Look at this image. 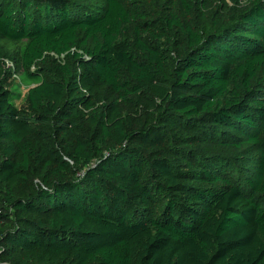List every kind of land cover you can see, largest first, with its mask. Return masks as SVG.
I'll use <instances>...</instances> for the list:
<instances>
[{
	"label": "trees",
	"instance_id": "1",
	"mask_svg": "<svg viewBox=\"0 0 264 264\" xmlns=\"http://www.w3.org/2000/svg\"><path fill=\"white\" fill-rule=\"evenodd\" d=\"M101 1L0 0L42 78L18 109L0 50V264H264V2L201 28ZM182 128L249 146V175Z\"/></svg>",
	"mask_w": 264,
	"mask_h": 264
},
{
	"label": "rangeland",
	"instance_id": "2",
	"mask_svg": "<svg viewBox=\"0 0 264 264\" xmlns=\"http://www.w3.org/2000/svg\"><path fill=\"white\" fill-rule=\"evenodd\" d=\"M88 6L99 9L103 7L101 0H74ZM125 6L133 12L145 14L148 19L153 20L157 15L165 14L166 8L175 9L179 12L183 21L194 20L198 27H210L213 24H230V18L237 15L242 9L251 8L255 3L261 4L263 0H186L192 8L189 14L182 0H121ZM178 41V42H176ZM179 43V49L184 50L186 38L178 37V33L172 31L170 37L162 41L165 47H173V43ZM0 50L10 55L12 60H5L7 69V84L12 92V101L18 109H26L28 91L31 87L41 83L42 78H31L21 68V54L24 51L22 43H11L0 38ZM173 55V52H172ZM43 77H46L44 75ZM132 113V112H131ZM180 136L191 137L190 143H196L204 155H222L224 158L222 173L232 175V178L247 177L251 166L249 162L255 153L249 146H237L234 140L205 139L202 137L198 144V134L190 128L180 129ZM225 142L224 145L221 143ZM168 147V146H166ZM8 264V263H4Z\"/></svg>",
	"mask_w": 264,
	"mask_h": 264
},
{
	"label": "built area",
	"instance_id": "3",
	"mask_svg": "<svg viewBox=\"0 0 264 264\" xmlns=\"http://www.w3.org/2000/svg\"><path fill=\"white\" fill-rule=\"evenodd\" d=\"M7 66V65H6Z\"/></svg>",
	"mask_w": 264,
	"mask_h": 264
}]
</instances>
